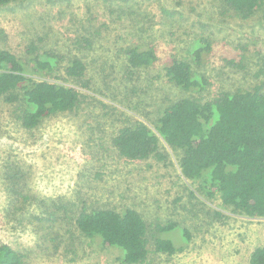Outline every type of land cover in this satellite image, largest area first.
<instances>
[{
	"label": "rangeland",
	"instance_id": "1",
	"mask_svg": "<svg viewBox=\"0 0 264 264\" xmlns=\"http://www.w3.org/2000/svg\"><path fill=\"white\" fill-rule=\"evenodd\" d=\"M83 38L93 44L84 47ZM203 39L212 51L193 70L208 87L192 92L169 83L164 62L193 61ZM30 44L81 58L88 66L81 82L89 88L64 70L36 76L79 88L82 104L34 129L24 128L19 111L0 99V240L24 253V264H122L118 250L89 239L75 263L65 255L66 245L55 250L72 235L66 230L79 234L73 215L85 200L96 208L135 209L153 227L179 224L172 237L183 251L171 257L151 252L144 264H250L251 252L264 246V218L235 214L219 195L197 191L198 182L181 174L182 152L163 140L166 160L128 161L113 139L135 121L154 129L157 111L182 98L205 101L223 90L264 86V11L245 21L231 18L223 0H15L0 8V48L26 57ZM131 45L153 46L158 61L130 75L124 50ZM16 170L31 195L27 203H10L6 176ZM57 208V243L43 245L35 218Z\"/></svg>",
	"mask_w": 264,
	"mask_h": 264
},
{
	"label": "trees",
	"instance_id": "2",
	"mask_svg": "<svg viewBox=\"0 0 264 264\" xmlns=\"http://www.w3.org/2000/svg\"><path fill=\"white\" fill-rule=\"evenodd\" d=\"M13 1L0 0V8ZM223 4L229 17L243 21L264 11V0H223ZM82 42L84 47L93 44L87 38ZM124 51L130 75L135 76L158 61L153 46L131 45ZM211 51V41L203 39L193 52V61L169 58L163 65L168 82L183 90L204 91L210 83L205 76L194 72L193 65H201L204 56ZM87 69V63L78 56L65 59L64 54L41 50L35 44L27 46L26 57L0 48V99L19 111L17 118L24 128L34 129L47 118L74 112L82 104L79 88L37 80L36 76L53 77L54 73L64 70L68 78L89 88L81 82ZM260 72L264 75V56ZM152 124L154 129L140 121L120 128L113 139L119 154L128 161L166 160L168 155L161 146L163 140L173 150L182 152L181 174L194 184L198 182L197 191L203 190L209 198L219 195L223 206L235 214L264 218L263 85L234 92L223 90L205 101L182 98L162 106ZM22 182L17 170L7 173L10 203L20 204L22 200L27 203L31 199V195L24 193ZM58 213L61 211L57 208L48 212L49 217L35 218V223L41 226L37 228L43 245L57 243L54 234H58L52 230L61 220ZM74 213L79 234L66 230L72 235L67 241L58 242L55 248L66 245L65 255H72L69 263L77 262L79 250H84L82 246L88 239L105 249L118 250L122 264H144L151 252L171 257L184 249L176 246L172 237L180 229L177 222L156 223L153 227L135 209L119 212L96 208L85 200ZM183 234L190 238L187 228L183 229ZM151 244L154 249H150ZM25 258L24 253L0 240V264H24ZM250 264H264V246L251 252Z\"/></svg>",
	"mask_w": 264,
	"mask_h": 264
}]
</instances>
